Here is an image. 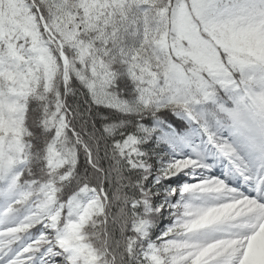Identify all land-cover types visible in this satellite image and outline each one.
<instances>
[{
    "label": "snow or ice",
    "instance_id": "1",
    "mask_svg": "<svg viewBox=\"0 0 264 264\" xmlns=\"http://www.w3.org/2000/svg\"><path fill=\"white\" fill-rule=\"evenodd\" d=\"M0 264H264V0H0Z\"/></svg>",
    "mask_w": 264,
    "mask_h": 264
},
{
    "label": "trees",
    "instance_id": "2",
    "mask_svg": "<svg viewBox=\"0 0 264 264\" xmlns=\"http://www.w3.org/2000/svg\"><path fill=\"white\" fill-rule=\"evenodd\" d=\"M79 87V84H78ZM86 90H81L79 95H76L75 93L73 94V96L71 97L72 103L74 105H76L78 108H82L85 112H88L89 110H91L92 105L89 102V96L85 94ZM97 111L99 112V109H97ZM173 119H178L177 117H172ZM100 126H103V116H101V119L99 121ZM106 149H107V145H106ZM105 156H107V150H105L104 153ZM85 166H86V170H87V165H88V160L87 157H85ZM107 163V161H105ZM94 171V169H93ZM117 211H119V209H117ZM171 219L167 220V223H171Z\"/></svg>",
    "mask_w": 264,
    "mask_h": 264
},
{
    "label": "bare ground",
    "instance_id": "3",
    "mask_svg": "<svg viewBox=\"0 0 264 264\" xmlns=\"http://www.w3.org/2000/svg\"><path fill=\"white\" fill-rule=\"evenodd\" d=\"M39 231H40V230L38 229V231H37V232L39 233Z\"/></svg>",
    "mask_w": 264,
    "mask_h": 264
},
{
    "label": "rangeland",
    "instance_id": "4",
    "mask_svg": "<svg viewBox=\"0 0 264 264\" xmlns=\"http://www.w3.org/2000/svg\"><path fill=\"white\" fill-rule=\"evenodd\" d=\"M163 230V228L161 229V231Z\"/></svg>",
    "mask_w": 264,
    "mask_h": 264
}]
</instances>
